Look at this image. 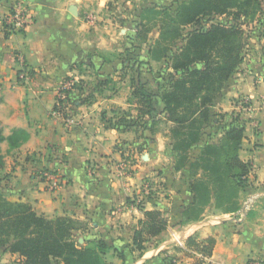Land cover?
<instances>
[{
  "label": "crops",
  "instance_id": "1",
  "mask_svg": "<svg viewBox=\"0 0 264 264\" xmlns=\"http://www.w3.org/2000/svg\"><path fill=\"white\" fill-rule=\"evenodd\" d=\"M18 1L29 7L28 21L13 31L6 17ZM112 2L118 4L116 11L109 7ZM73 5L77 14L70 11ZM152 7L143 5L135 19L141 20L143 12ZM133 15L134 0H0V123L6 136L15 128L30 134L19 148L10 149L7 141L0 144L5 155L0 186L8 199L30 202L39 214L87 220L88 229L76 231L75 237L84 245L102 240L108 247L104 258L112 264H172L167 258L176 244L172 233H184L191 226L200 238L216 239L213 255L202 264L264 260V26L254 25L258 20L246 27L245 59L211 108L212 114H226L227 126L245 127L239 154L251 172L239 200L243 204L253 196L255 205L243 215L244 205L234 212L210 205L199 221L181 223L191 201L184 202L185 194L191 191L185 183H177L173 190L183 196V205H146L166 213L168 229L149 241L144 254L132 250L133 229L143 218L141 210L128 204L141 180V171L134 172V168L142 165H134V157L145 160L147 154L150 166L161 164L159 168L171 159L175 170V153L168 147L173 123L165 121L162 103L154 132V119L139 131L138 138L133 128L119 124L124 112L137 113L132 85L120 76L124 68L134 67L131 43L138 23L134 25ZM121 25L125 28L120 31L128 30L131 42L125 47L128 56L123 55V36L118 33ZM18 57L30 70L29 82L19 79L23 65ZM67 77L79 83L64 105L68 114H62L56 110L58 90ZM127 77V81L134 78V70ZM87 91L93 94L84 103L81 99ZM67 116L74 117L75 124L67 122ZM124 159L133 162L130 172L121 169ZM44 170L62 177L60 189L48 188ZM173 178L179 179L177 173ZM220 211L221 216L238 212L241 217L220 219ZM18 256L0 248V264ZM174 264L198 263L184 257Z\"/></svg>",
  "mask_w": 264,
  "mask_h": 264
},
{
  "label": "trees",
  "instance_id": "2",
  "mask_svg": "<svg viewBox=\"0 0 264 264\" xmlns=\"http://www.w3.org/2000/svg\"><path fill=\"white\" fill-rule=\"evenodd\" d=\"M263 2L183 0L174 10L155 6L142 14L143 23L154 16L160 21V35L150 48L151 58L158 62L169 58L170 68L176 73L158 91L140 79H132L137 113L124 112L119 124L138 131L147 129L154 119L151 127L154 131L160 120L159 104H163L165 120L173 123L170 145L175 153V169L189 171L192 201L184 210L185 222L199 221L212 201L224 212L240 208V192L247 186L251 172L249 163L239 154L245 127L232 123L218 139L207 134V129L212 123L214 101L245 59L249 40L246 27L256 21ZM219 15L231 16L232 22L228 25L214 22L208 29L197 26L189 31L186 42L174 49L173 45L183 38L185 27ZM150 32L151 28L138 29L137 36L146 42ZM77 86L76 83L74 87ZM84 94L82 102H89L93 93ZM56 110L65 112L57 105ZM29 138L24 128H15L6 136L0 123V144L7 141L10 149H15ZM194 149H199L197 154ZM4 166L5 155L0 148V168ZM138 209L143 212V218L133 229V245L134 250L144 254L147 243L168 229L169 218L158 208L147 209L139 204ZM88 226L87 220L67 214L53 218L39 214L30 202L8 199L0 186V248L18 254L21 264H112L104 258L108 247L102 240L85 245L77 243L76 231H84ZM215 246L213 236L202 239L194 233L185 239V247L175 246V250L190 257L201 254L196 263L202 264L213 255ZM179 258L174 256L171 263Z\"/></svg>",
  "mask_w": 264,
  "mask_h": 264
},
{
  "label": "rangeland",
  "instance_id": "3",
  "mask_svg": "<svg viewBox=\"0 0 264 264\" xmlns=\"http://www.w3.org/2000/svg\"><path fill=\"white\" fill-rule=\"evenodd\" d=\"M183 0H151V1H146V0H134V19L132 18V20H134V25L137 22L138 24H136L137 29H141V31H144V29L146 28H151V32L148 34V39L146 40V42H141L140 39H138V30H134V43H131L129 38H127V32L128 30L125 31H120V29L123 27V25H121L118 28V33H120L123 38H122V44H123V55H127L129 51L125 50V47L128 43H131L134 46V67H127L124 68L123 71L120 72V76L122 78L125 79V83H129V85H132V79L135 80H141V78H143L148 84V86L153 89L154 91H158L160 86H167L170 82L171 76L175 75L176 72H174V70H172L170 68V60L169 58L162 60L160 62L155 61L151 58L150 55V48L154 45L155 41L158 39L159 35H160V21L156 18H152V19H148L149 21L143 23L141 20L139 19H135V17H137L136 11H138L141 7H143V5H152V6H166L167 8H170V10H174L178 4L180 2H182ZM115 3V2H114ZM114 3L112 2L111 5H109L110 9L112 11H116L114 10V8L118 6H114ZM120 11H122L123 14L126 13V10L124 8H119ZM127 10H130V8H127ZM130 16V15H129ZM261 16H263L261 18ZM257 23H255L254 25H262L264 26V2H263V8H262V12L260 13V15L257 17ZM214 22H221L224 25H228L230 24V22H232V17L231 16H227V15H219V16H212V17H205L202 19L200 24H196V25H190L184 28L183 32H182V36L183 38H180L173 46L174 49H178V47H180L181 45H183L186 42V38L187 35L189 33V31L195 27H200L202 26L204 29H208L209 27H211V25ZM142 24V25H141ZM248 27V26H247ZM125 28V27H123ZM143 29V30H142ZM248 29V28H247ZM249 33V32H248ZM150 55V57H149ZM147 58H150V61H146ZM198 66H201L198 65ZM134 68V69H133ZM133 70H134V78L129 79L128 81L126 80L127 76H131L133 74ZM68 79L71 77H67ZM66 78V79H67ZM128 78V77H127ZM63 83V82H62ZM78 84V82H77ZM132 87V86H131ZM135 100V99H134ZM136 102V100L134 101ZM65 109V106L62 105L59 108H63ZM65 112H67V110H63ZM137 111V110H136ZM60 113H62L60 111ZM64 114V113H62ZM166 121V120H165ZM167 122V121H166ZM160 123V122H159ZM158 124V123H157ZM225 127H227V121H226V114L225 113H218V112H213V117H212V123L210 125V127H208L207 129V134H209L210 136H213V138L218 139L221 137L222 133H223V129H225ZM140 130H144V129H139L138 131H135L136 133V137L138 138L140 136L139 131ZM155 130V129H154ZM154 132V131H152ZM171 142V141H170ZM169 149H171V145L169 143L168 145ZM199 151V149H194V153L197 154ZM175 158V157H174ZM135 158L134 157V165L136 164H141V167H137L134 168V172L137 171H141V180L138 182L140 187L134 190V195L132 197H130L128 204L131 206H135L136 208H138L139 204H143V206L146 207V205H151L153 204H159L162 203L161 205H183V202L181 201V199L183 198V196H179L175 193V191L173 190L175 185L177 183H180V185L184 186L183 184L185 183L186 186L189 188V171L188 170H182V171H177L176 169L173 170L172 168V160L168 159L165 160L164 165H162L161 168H159L161 164H156L155 166H150L151 162H149L148 160H144V158ZM130 160V159H128ZM127 159L122 160V163H125L126 165V169H122L123 171L126 172H130L131 165L133 164L132 160L128 161ZM174 164H175V160H174ZM48 171L51 170H44V175L45 173H47ZM54 173H56L55 171H52ZM177 173V175L179 176V179L177 180V178H173L174 175ZM59 177L60 175L58 173H56ZM43 175V176H44ZM166 176V177H165ZM165 178V179H163ZM177 180V181H176ZM47 186L48 188H51L50 182L47 181ZM64 184V181L62 182L61 186L58 188L60 189L62 187V185ZM176 188V187H175ZM137 191H139L137 193ZM242 192V191H241ZM191 198L192 201V193L190 195L185 194V200L184 202H187L189 199ZM257 199H255V197H248L245 202L243 204L240 203V205H244L243 207H245V209L243 211L240 212H245L247 213V211H249L253 205H255ZM240 201V200H239ZM190 203V202H189ZM188 205V204H187ZM210 205H216L214 203V201H212V204ZM220 209V208H219ZM222 211V209H220ZM221 211L219 213H217L218 218L220 217V219H236L237 217H241L240 214L238 213H233L230 216H221ZM210 212H212V208H210ZM194 222V221H193ZM181 223H190V222H185V219H183L181 221ZM180 230H184L183 227L179 228ZM184 233H172V237L175 238L176 236L178 237H185V239L190 236L193 235L194 232V226L188 227L187 230H184ZM188 233V235H186ZM76 238V237H75ZM76 241L79 245H84L80 242H78L77 238ZM183 241V244H175V246H180V247H185V241ZM151 244L148 242L147 243V247L150 246ZM175 246L172 248V253L171 255H168V260L171 263V259L174 256H178L181 257L177 260H175L172 264L177 263L179 261H181L182 258L184 257H189L194 259V261L196 262V258L197 257H202L201 254L199 253H194L192 257L190 256H186L183 253H178L175 250ZM134 250V247L133 249ZM139 255H142L139 253ZM20 256L16 257L15 259H9L8 264H20L22 263V258H19ZM210 258V257H209ZM206 258L205 262L209 259ZM255 259L249 261L248 264H251L252 261H254Z\"/></svg>",
  "mask_w": 264,
  "mask_h": 264
},
{
  "label": "built area",
  "instance_id": "4",
  "mask_svg": "<svg viewBox=\"0 0 264 264\" xmlns=\"http://www.w3.org/2000/svg\"><path fill=\"white\" fill-rule=\"evenodd\" d=\"M28 15H29V7L22 1H18L13 7L12 11H10L8 16L6 17V21H7V24L9 25V28L13 31L24 28L25 24L28 21ZM18 61L23 65V68L19 71V79L22 81L29 82L31 80V74H30L29 68L26 66L23 58L18 57ZM77 82L78 80L74 77H71L69 79L67 78L63 81V83L61 84L58 90V99H57L58 107L65 105L69 97L70 91L74 89V85ZM66 120L70 124H75L74 117L67 116ZM121 168L126 169L125 163L121 165ZM44 177H45V180L50 182L51 188L53 190L58 189L63 182L62 177L61 176L59 177L56 173L52 171H48L47 173H45ZM241 214L243 215V212H241ZM174 240L176 244L177 243L183 244L182 240L185 241V237L176 236ZM251 264H264V260L255 259L254 261L251 262Z\"/></svg>",
  "mask_w": 264,
  "mask_h": 264
},
{
  "label": "water",
  "instance_id": "5",
  "mask_svg": "<svg viewBox=\"0 0 264 264\" xmlns=\"http://www.w3.org/2000/svg\"><path fill=\"white\" fill-rule=\"evenodd\" d=\"M70 11H71L72 13H74V14H77L76 11H75V6H74V5H73L72 7H70ZM145 158H146V159H149V156L146 154V155H145Z\"/></svg>",
  "mask_w": 264,
  "mask_h": 264
}]
</instances>
